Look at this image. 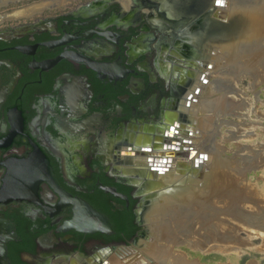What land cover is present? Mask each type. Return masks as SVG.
<instances>
[{
    "label": "flooded vegetation",
    "instance_id": "1",
    "mask_svg": "<svg viewBox=\"0 0 264 264\" xmlns=\"http://www.w3.org/2000/svg\"><path fill=\"white\" fill-rule=\"evenodd\" d=\"M32 4L0 15V264H104L140 252L160 198L151 202L136 178L166 159L156 150L178 151L177 164L195 167L199 136L183 130L195 125L190 104L209 96L199 70L232 41V15L216 0H68L16 16ZM167 136L188 144L167 148ZM77 201L109 229L69 227ZM129 220L136 229L127 238L113 222Z\"/></svg>",
    "mask_w": 264,
    "mask_h": 264
},
{
    "label": "bare ground",
    "instance_id": "2",
    "mask_svg": "<svg viewBox=\"0 0 264 264\" xmlns=\"http://www.w3.org/2000/svg\"><path fill=\"white\" fill-rule=\"evenodd\" d=\"M15 1L19 0H0V5L7 6L14 3ZM216 1L219 5H223L222 7H217V9L223 13L222 16L228 17L232 15L231 17L233 19V22L238 21L236 20L238 19L237 16H244L247 21L245 20L246 29L243 35H240V37L232 40L228 44L215 46L213 48V51L216 48V50H218V53H214L212 51L213 54L209 56V59L207 56L208 66L206 65V67L204 66L199 70L200 72H202L199 79V87L205 89L208 85L210 87V91L208 92L209 96L201 98V100H198L196 98L194 103H189L190 110L194 112L192 115V119L194 120L195 125H192V130H187L189 131L188 133H184L183 130V134L187 135L191 134L192 132L194 133L192 135V138L195 136V134H198V142L194 144V149L195 153L198 154L200 158H197V160L194 161L195 167H193L192 165L189 167L190 164L188 161V164L186 163L185 167H183L177 164L179 161L177 159L180 156V152L172 149H167L164 152L163 149L162 151L154 150L158 154L165 153L166 161L160 162L158 159L155 160V158L152 157L155 164H152L151 160L148 159L150 162L148 165L152 164V166L158 168V172L160 175L158 179H161L162 181H165L167 183H159L158 181H156L157 183H159V188L157 189L159 192H156V196L155 198L151 199V202L155 201L158 198L159 194L168 193L169 189H173L174 185L172 184H176L177 186L179 184V180L183 182L182 185L184 188L182 186L179 189L176 188L172 193L170 192V194L168 195L169 197H165L164 200L160 198L158 202L151 207L149 211L150 215L147 214V221L149 223L150 229V237L148 241V243L150 244L148 247L149 252L144 254L143 251H140L137 254L132 255V253L134 252L130 250V252L125 255L129 254L131 256L126 258L125 256H118L117 258H115V260H112V264H166V261L172 259V264H197V262L195 261L189 262V260L185 258L184 255H170L168 249L171 250V247H173L174 250L176 246L179 247V245L182 246L185 244L189 245L190 248H193L194 244H198L199 242V246L197 247L199 249L197 250L202 251L206 248H209L204 244L208 243L209 240L208 242L200 241L201 238L200 235L197 234L199 233L198 231L194 232L197 233L195 235L196 239H193L194 234L192 233L193 230L190 226L191 223L189 224V221L193 223L192 219H196L197 217H199V215L200 217L203 216L204 219L203 222H201V225L204 224V228H207L208 232L212 234V227H215L216 222L211 217L212 215H214L212 209L214 206L213 204H215V199L213 197L214 191H217L219 195L224 196L226 200H230L229 206L223 209L222 214H225L226 216L229 215V209L233 203L243 208V206L248 205L247 203L255 202L256 204V202H259L260 200L259 194L257 196L255 194L254 197L252 193H248L244 190L239 189L240 187H238L237 184H235V186H233V188L230 190V186L233 185L232 182L234 181L232 180L230 184L227 183L228 180H230L228 166L227 164L222 163L218 158L219 152L214 142V131L216 127L214 125H216V115L228 110V87L232 84L230 80H227L228 76L233 78V80L234 78H237V83L241 79H244L246 77H253L255 73V65L257 64L259 66L264 61V0H230L231 4L228 9L224 8L225 1ZM67 4L68 0H46L42 4L34 3L28 8H23L16 13V16L28 14L37 11L38 9L54 8L58 6L61 7ZM226 11L228 12V14H226ZM3 18L4 17H0V20ZM1 23H3V21ZM238 23H240V21H238ZM241 33L242 29H240L239 34ZM260 46L261 49L259 50L258 48ZM216 75L220 79L223 78L226 80H219L218 82L216 80ZM220 81H223L224 83H221ZM198 90L199 88L195 90V94H198ZM210 95H216L215 99H213L212 101L208 100L209 97H212ZM190 96L191 94L189 93L188 97ZM197 114L200 115V119L195 120L196 117L194 116H196ZM189 126L190 124L188 125V127ZM175 129L176 128H173L172 131H174ZM174 136L170 138V140L167 139L168 136L163 140L167 148L168 145H170V147L176 146V143H179V141L182 144L183 140L185 141V144H188V142L180 136ZM159 140L160 139H157V142H160ZM177 140L179 141L177 142ZM173 144L174 146H172ZM191 149L192 148H189L188 150L187 148L184 149V151H190ZM203 152H205V154H202ZM153 153L149 152L147 154V157L151 158V154ZM140 159L142 158L136 157L135 161H140ZM209 162H211V166H209ZM177 166L179 167V169H183V172L185 171V173H187V175H184L185 177L176 173L175 168H177ZM186 167H188V169ZM196 167L199 170H197ZM164 168H166L167 170ZM204 171L206 173H203ZM155 172L149 173L148 171L145 176L148 177ZM189 174L192 175V177H190L191 179L189 178ZM195 175H198V177H195ZM215 176H217V178H215ZM217 179L222 180V186H226L228 184V187L226 186L221 190H218L220 188L216 187L215 190L212 189V186H214ZM218 180L216 186L218 185ZM187 186H192V189L187 190ZM184 189H186V191ZM180 194L182 195L179 196ZM234 194L236 196H239V198H235ZM242 208L240 209L243 210ZM233 209L239 211L237 207ZM239 215L241 216V220H245L246 223L250 225V227H264V225H261L263 222L261 213L251 214L244 211ZM226 219H228V217H226ZM200 233L202 235L201 231ZM204 235L205 234H203V236ZM230 238L231 237H224L223 243H232L229 242ZM155 240L158 243H169L170 248L169 246H158ZM213 246L215 247V245ZM141 261H143V263ZM106 264L111 263L106 260Z\"/></svg>",
    "mask_w": 264,
    "mask_h": 264
},
{
    "label": "rangeland",
    "instance_id": "3",
    "mask_svg": "<svg viewBox=\"0 0 264 264\" xmlns=\"http://www.w3.org/2000/svg\"><path fill=\"white\" fill-rule=\"evenodd\" d=\"M37 1L39 0H24L0 8V15ZM258 49L260 50L261 46ZM254 72L256 74L254 73L253 77H246L241 79L238 83L237 78H234V81L233 78L228 76L227 80H230L232 83L228 87L229 92L227 95L230 107L228 106L226 112L224 111L223 113H219L220 115H216L217 120L215 121L216 125H214L216 126L214 131V142L219 152V160L228 166L230 180H228L227 183L230 184L232 180L234 181L232 182L233 185L230 186V190L237 184L238 187H240L239 189L252 193L253 196L259 194L260 200L256 202V204L255 202L247 203L248 205L243 206V208L233 203L229 209V215L226 216L222 213L223 209L229 206L230 200H226L224 196L214 191L213 197L215 199V204H213L214 206L212 208L214 215L211 217L216 222L215 227H212V234L208 232L207 228H204V224L201 225L204 219L203 216L200 217L199 215L196 219H192L193 223L189 221L193 230L192 233L194 234L193 239H196L195 235L197 233L194 232L198 231L199 233L197 234L200 235V241L208 242L209 240L210 243H204L209 248L202 251L197 250L199 249L197 247L200 242L194 244L193 248H190L187 244L182 246L179 245V247L176 246L174 250L173 247H171V250L168 249L170 255H184L189 262L195 261L197 264H264V227H250L245 220H241V216L239 215L244 211L251 214L261 213L263 220L261 225H264V61L259 66L257 64L255 65ZM216 80L219 82V80L224 81L226 79H220L216 75ZM223 81L220 82L222 83ZM206 89L207 88L202 89L201 87L200 90L205 92ZM203 96L206 97L208 95ZM215 97L216 95L213 96V99H215ZM186 119L188 121L189 117ZM202 154H205V152ZM209 166H211V162H209ZM177 170H179V168H177ZM203 173L206 172L204 171ZM215 178H217V176H215ZM217 180L214 186H212V189L215 190L216 188H220L218 190H221L226 186L228 187V184L222 186L221 179L218 180V185L216 186ZM184 190L186 191V189ZM166 194L169 193H161L158 198ZM234 197L239 198V196L235 194ZM150 205L151 202H149V207ZM234 206L237 207L239 211L233 209L235 208ZM149 207L147 211L143 212L144 218ZM226 217H228V219H226ZM203 234L207 236H203ZM147 235L150 237L149 233ZM223 236L231 237L229 242L232 243H223ZM156 244L158 246H169V243L166 242L158 243L156 241ZM149 245L148 240L139 239V243L135 247L145 254L149 252ZM213 245H215V247ZM132 247L133 246L130 248ZM137 253L138 252L132 253V255ZM119 256H125L126 258L131 255L121 254ZM115 258L117 257L111 255L106 258V260L112 264V260H115ZM172 263L173 259L166 261V264Z\"/></svg>",
    "mask_w": 264,
    "mask_h": 264
},
{
    "label": "water",
    "instance_id": "4",
    "mask_svg": "<svg viewBox=\"0 0 264 264\" xmlns=\"http://www.w3.org/2000/svg\"><path fill=\"white\" fill-rule=\"evenodd\" d=\"M241 16V15H240ZM238 21H240V23H238V21L234 22L232 24V27L230 29V34L232 36V40H235L236 38L240 37V35H243L245 29H246V22L247 19L244 16H237ZM218 20H221V18ZM225 29V27H223ZM240 29H242V33L239 34ZM225 31V30H223ZM173 129V127L170 129V131ZM156 142H151L150 140L147 141L146 144H148L146 147L148 149H151L152 146H150V144H160L157 142V140H155ZM185 142V141H184ZM158 148V147H157ZM166 161L165 158L162 159V162ZM155 164V162L153 163ZM151 172H155L158 171V168H155L154 166H152L150 168ZM136 178V177H135ZM143 178V180L146 181V188H148L147 190H145L146 192L148 191V197L151 199L155 198L156 196V192L155 188L158 187L159 183L156 182L155 179L150 178V176L146 177L145 174L142 175H138V177L136 178L137 182L139 183L141 181V179ZM159 188V187H158ZM154 190V191H153ZM75 205H77L76 207H79V210H77L75 217L73 218V220L70 222V224L68 225L69 227L75 228L77 230H81V231H87V232H94V231H102L105 232V228L109 229L110 225L108 223V220L104 217L98 216L97 213H95L94 210H92L89 206L77 201L74 202ZM91 218V220H88L87 217ZM98 221H100V226H103V228H95V226L97 225V223H99ZM144 227H146L147 229V225L145 224ZM134 248V247H132ZM136 249V248H135ZM143 263V261H141ZM104 264H106V261L104 262Z\"/></svg>",
    "mask_w": 264,
    "mask_h": 264
},
{
    "label": "trees",
    "instance_id": "5",
    "mask_svg": "<svg viewBox=\"0 0 264 264\" xmlns=\"http://www.w3.org/2000/svg\"><path fill=\"white\" fill-rule=\"evenodd\" d=\"M131 220H129L127 223L124 221H114V229L128 238L136 229V227L131 224Z\"/></svg>",
    "mask_w": 264,
    "mask_h": 264
}]
</instances>
